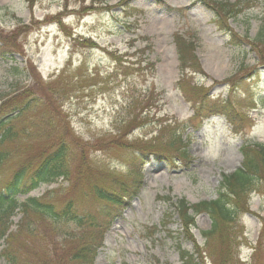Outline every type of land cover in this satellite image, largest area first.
<instances>
[{
    "label": "rangeland",
    "instance_id": "obj_1",
    "mask_svg": "<svg viewBox=\"0 0 264 264\" xmlns=\"http://www.w3.org/2000/svg\"><path fill=\"white\" fill-rule=\"evenodd\" d=\"M228 1H240V13L227 21L230 30L253 39L264 0ZM212 17L199 0H0V31L19 36L24 53L0 61V106L26 97L33 107L18 126L28 137L2 146L13 159L0 181L16 167H35L64 137L70 179L40 185L18 200L45 199L56 191L51 201L58 207L72 198L78 215L103 224L111 214L93 264H181L179 247L193 254L190 264H264V181L246 197L248 209L228 225L226 261L216 256L224 248L220 237L203 238L211 228L208 216H196L186 236L171 207L181 199L189 205L216 200L222 177L243 163L240 148L264 145V67L247 45L227 44L228 35L216 30ZM175 36L194 45L203 76L189 69L179 73ZM9 66L18 69L16 77L7 75ZM217 105L236 114L232 126L225 116H195L198 107L205 117ZM178 135L184 161L172 148L164 157L140 160L139 143ZM86 180L119 195L124 187L127 205L117 210L84 200ZM20 218L12 219L9 232ZM64 229L73 234H52L46 252L58 264L100 235L73 222ZM0 264L8 263L0 256Z\"/></svg>",
    "mask_w": 264,
    "mask_h": 264
},
{
    "label": "trees",
    "instance_id": "obj_2",
    "mask_svg": "<svg viewBox=\"0 0 264 264\" xmlns=\"http://www.w3.org/2000/svg\"><path fill=\"white\" fill-rule=\"evenodd\" d=\"M106 0H93V2L103 3ZM206 8L213 13L212 23L220 33L228 35L227 44L232 47L241 48L247 45L252 53L256 55V62L264 67V18L257 30V34L253 39L249 35L244 37L238 36L232 32L228 26V20L240 13V1L230 3L227 0L221 2H207L199 0ZM128 7V6H126ZM21 30V28H19ZM19 36L14 37V34H5L0 31V61L7 62L13 56H23V44L18 40ZM174 46L176 47L177 57L179 60L180 74L184 70L189 69L191 72L204 75L197 57L194 55V45L187 44L179 36L174 37ZM7 75L16 77L18 69L9 66ZM257 72V67L249 70L248 75H253ZM205 96V95H204ZM205 98L202 97V100ZM26 101V97L18 102H5L0 106V171L10 164L13 159L6 150L2 149L5 144L20 142L24 137H28L29 133L25 128L19 131L18 126L27 120V115H31L32 106ZM205 102V100H204ZM204 102L200 106H204ZM206 103V102H205ZM226 107L215 106L204 117V109L198 107L195 111V116L207 118L211 115L225 116L229 120L231 126L234 124L233 119H236V114L227 112ZM233 118V119H231ZM34 121V118L31 122ZM141 146L137 151L142 155L140 160L151 155L165 156L164 152L168 153V149L172 148L173 152L180 155V160L184 161L186 154L184 152L185 144L180 140V136H174L168 142L152 141L148 143H139ZM167 144V145H166ZM183 150V151H181ZM242 165L234 173L228 176H223L218 190V199L214 201L200 202L196 205H187L184 200H179L174 207L178 218L180 219L183 235L189 236L190 227L194 223L193 214L205 213L211 220L210 231L204 233V238L210 240L212 237H220L221 250L217 253V259L222 261L226 258V248L224 241L228 240V229L238 217V212L242 209H248L246 197L256 190L264 181V146H242ZM181 151V152H180ZM70 155V147H68L65 138L60 139V143L52 146V149L43 153L40 161L35 167L30 165L19 166L14 169V172L7 178L0 181V243L3 242L4 249L0 256L6 260L8 264H58V258L46 256L50 245V236L52 234H63L65 238L73 233L64 229L65 225L73 224L77 229H90L99 233L95 234L94 240L89 242L92 245H84L79 248H73L69 253L70 257L66 263L60 264H92L96 256V252L102 247V236L106 227L100 224L93 215L80 214L75 211V202L72 198L64 200L61 206H57L51 201V198L57 194L56 191L47 193L45 199L28 197L20 202L18 196H26L36 190L40 185L56 183L57 179L68 181L71 174L69 173L68 160ZM171 158L172 155L166 156ZM136 180L141 176L139 173L134 174ZM79 176H75V182L71 181L69 191L74 188V185L79 181ZM93 177V175H92ZM85 191L82 192L84 200L103 201L109 206H115L120 210L124 205H127L129 195L128 191L122 187V195L112 191L113 188H104L98 186L93 181H85ZM111 190V191H109ZM135 191V190H134ZM128 196H126V195ZM126 196V197H125ZM171 199H168V201ZM190 211L192 214H190ZM16 213L21 214L18 222L17 230L14 233H8L10 229V221L16 216ZM106 216L112 217L107 213ZM107 227L109 222L105 223ZM38 228L44 234L45 240L38 236ZM104 228V229H103ZM232 240V237H231ZM179 250L180 261L182 264H190L194 260L193 255ZM51 256V255H50ZM226 261V259H225Z\"/></svg>",
    "mask_w": 264,
    "mask_h": 264
}]
</instances>
